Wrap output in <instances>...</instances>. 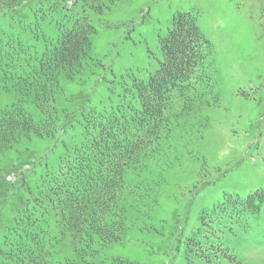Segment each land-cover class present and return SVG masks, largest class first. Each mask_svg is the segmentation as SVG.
Returning a JSON list of instances; mask_svg holds the SVG:
<instances>
[{
    "label": "rangeland",
    "instance_id": "rangeland-1",
    "mask_svg": "<svg viewBox=\"0 0 264 264\" xmlns=\"http://www.w3.org/2000/svg\"><path fill=\"white\" fill-rule=\"evenodd\" d=\"M183 12L196 16L211 44L216 99H203L179 118L148 166L124 170L140 197H126L119 239L95 244L83 256L88 264H264V0H114L100 12L87 8L91 58L72 78L58 77L54 95L53 115L65 126L53 138H23L15 149H31L54 167L64 143L83 141L91 109L110 110L128 96L124 87L158 69L159 41ZM30 13L0 17V25L39 53L57 40L61 13L38 22ZM11 71L1 66L0 88ZM16 99L13 89H0V108ZM23 100L17 102L35 120L49 113ZM66 257L85 264L68 247L54 255L64 264Z\"/></svg>",
    "mask_w": 264,
    "mask_h": 264
},
{
    "label": "trees",
    "instance_id": "trees-1",
    "mask_svg": "<svg viewBox=\"0 0 264 264\" xmlns=\"http://www.w3.org/2000/svg\"><path fill=\"white\" fill-rule=\"evenodd\" d=\"M67 2L0 0V17L29 11L38 22L57 12L62 20L57 40L39 53L29 52L0 25V68H12L2 78L1 92L13 89L17 99L49 109L35 120L17 99L0 108V264H64L54 255L66 247L88 264L83 256L92 255L95 244L119 239L126 197L138 195L125 183L124 170L148 166L163 152L179 118L203 99H216L208 72L211 44L194 14L177 13L159 41L158 69L148 81L124 87L128 96L110 110L91 109L84 116L83 141L70 147L64 143L54 167L31 149H15L23 138H53L65 126L53 115L58 77L72 78L91 58L94 28L87 8L100 12L114 0ZM12 174L18 175L14 182L6 178ZM73 261L66 257L63 262Z\"/></svg>",
    "mask_w": 264,
    "mask_h": 264
},
{
    "label": "snow or ice",
    "instance_id": "snow-or-ice-1",
    "mask_svg": "<svg viewBox=\"0 0 264 264\" xmlns=\"http://www.w3.org/2000/svg\"><path fill=\"white\" fill-rule=\"evenodd\" d=\"M145 6H147V5H145ZM149 11H151V8L149 7Z\"/></svg>",
    "mask_w": 264,
    "mask_h": 264
}]
</instances>
